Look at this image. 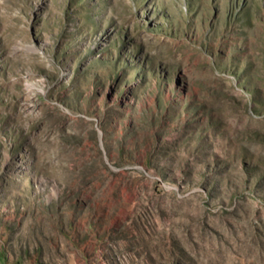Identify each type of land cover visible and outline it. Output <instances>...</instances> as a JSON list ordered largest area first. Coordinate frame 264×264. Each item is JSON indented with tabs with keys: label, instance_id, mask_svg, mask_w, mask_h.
<instances>
[{
	"label": "rangeland",
	"instance_id": "1",
	"mask_svg": "<svg viewBox=\"0 0 264 264\" xmlns=\"http://www.w3.org/2000/svg\"><path fill=\"white\" fill-rule=\"evenodd\" d=\"M0 264H264V0H0Z\"/></svg>",
	"mask_w": 264,
	"mask_h": 264
}]
</instances>
